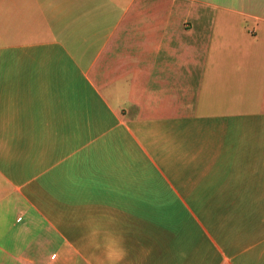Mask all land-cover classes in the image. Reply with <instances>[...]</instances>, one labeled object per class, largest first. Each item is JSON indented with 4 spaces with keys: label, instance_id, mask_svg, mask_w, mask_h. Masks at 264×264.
I'll use <instances>...</instances> for the list:
<instances>
[{
    "label": "crops",
    "instance_id": "0c3cea01",
    "mask_svg": "<svg viewBox=\"0 0 264 264\" xmlns=\"http://www.w3.org/2000/svg\"><path fill=\"white\" fill-rule=\"evenodd\" d=\"M0 264H264V0H0Z\"/></svg>",
    "mask_w": 264,
    "mask_h": 264
},
{
    "label": "rangeland",
    "instance_id": "374dc122",
    "mask_svg": "<svg viewBox=\"0 0 264 264\" xmlns=\"http://www.w3.org/2000/svg\"><path fill=\"white\" fill-rule=\"evenodd\" d=\"M250 151V150H249Z\"/></svg>",
    "mask_w": 264,
    "mask_h": 264
}]
</instances>
